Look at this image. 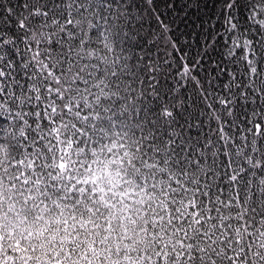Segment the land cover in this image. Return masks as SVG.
Returning <instances> with one entry per match:
<instances>
[{
    "label": "snow or ice",
    "instance_id": "snow-or-ice-1",
    "mask_svg": "<svg viewBox=\"0 0 264 264\" xmlns=\"http://www.w3.org/2000/svg\"><path fill=\"white\" fill-rule=\"evenodd\" d=\"M0 264H264V0H0Z\"/></svg>",
    "mask_w": 264,
    "mask_h": 264
}]
</instances>
